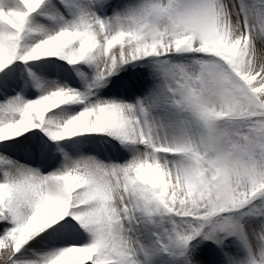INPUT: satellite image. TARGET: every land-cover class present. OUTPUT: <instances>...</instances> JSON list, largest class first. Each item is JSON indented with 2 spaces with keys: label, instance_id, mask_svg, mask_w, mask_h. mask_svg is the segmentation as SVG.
I'll return each mask as SVG.
<instances>
[{
  "label": "snow or ice",
  "instance_id": "obj_1",
  "mask_svg": "<svg viewBox=\"0 0 264 264\" xmlns=\"http://www.w3.org/2000/svg\"><path fill=\"white\" fill-rule=\"evenodd\" d=\"M0 264H264V0H0Z\"/></svg>",
  "mask_w": 264,
  "mask_h": 264
}]
</instances>
